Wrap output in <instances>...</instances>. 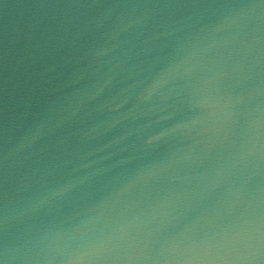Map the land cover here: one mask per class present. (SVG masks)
<instances>
[{
    "label": "water",
    "instance_id": "water-1",
    "mask_svg": "<svg viewBox=\"0 0 264 264\" xmlns=\"http://www.w3.org/2000/svg\"><path fill=\"white\" fill-rule=\"evenodd\" d=\"M0 264H264V0H0Z\"/></svg>",
    "mask_w": 264,
    "mask_h": 264
}]
</instances>
